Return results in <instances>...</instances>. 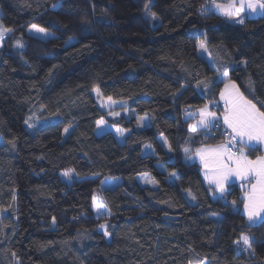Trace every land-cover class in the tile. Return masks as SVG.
<instances>
[{
	"label": "trees",
	"instance_id": "trees-1",
	"mask_svg": "<svg viewBox=\"0 0 264 264\" xmlns=\"http://www.w3.org/2000/svg\"><path fill=\"white\" fill-rule=\"evenodd\" d=\"M208 4L0 0L12 30L0 38V264H264V222L249 227L241 212L248 181L221 197L185 156L228 142L222 126L189 127L205 105L221 113L225 81L264 111V14ZM97 89L127 115L101 109ZM100 119L121 139L97 134ZM104 178L119 183L100 190ZM95 194L107 216H95Z\"/></svg>",
	"mask_w": 264,
	"mask_h": 264
},
{
	"label": "snow or ice",
	"instance_id": "snow-or-ice-1",
	"mask_svg": "<svg viewBox=\"0 0 264 264\" xmlns=\"http://www.w3.org/2000/svg\"><path fill=\"white\" fill-rule=\"evenodd\" d=\"M239 5V6H237ZM55 7V6H54ZM147 8L148 5L146 4ZM212 7L220 14L228 18H238L240 14L247 8L252 13H256L259 9L264 13V0H226V2H218V0H210L206 6L202 5V10H210ZM155 13H151L152 17H155ZM237 24H243V19H236ZM12 31L9 28H5L0 24V38H3L4 34ZM31 34L40 35L42 37H48L51 34L44 27L37 24H31L29 26ZM18 46L23 47L18 42ZM199 48L207 51V41H201ZM219 72L220 70L217 69ZM222 78L228 80V73L223 72ZM205 88L207 84L205 83ZM251 87V83H249ZM99 94V89H97ZM221 100L224 101V112L221 116H218L215 112L209 110L205 105L199 110V120L194 125H189L192 131L202 129L205 131V135L208 136L212 129L219 130L221 127L220 121L223 120L224 134L229 136L227 143L218 144L215 147H201L196 149L195 156H198L205 171V179L208 181L211 187L221 194L223 197L226 192L229 181L235 177L243 181L251 182L255 179V183L252 184L251 191L244 197L243 212L247 217L248 226H257L259 222H264V157H257L255 160H251L244 152V148H254L255 144H264V111L257 108V105L252 100L247 99L243 93L239 91V88L235 82L228 80L225 84V91L220 93ZM111 107L112 97H107ZM215 106V105H213ZM264 106V103H262ZM110 115H120V113H109ZM147 115V114H146ZM138 119V124L140 122ZM27 124L28 121H25ZM105 122L103 119L97 120V127L100 128ZM29 127L32 125L29 124ZM117 132L123 133L124 130L117 128ZM65 133L69 132V129H64ZM237 145L241 147L237 149ZM147 147H151L148 145ZM171 151V148H169ZM190 150L185 149V156L187 160H192L193 155L189 154ZM74 170H66L63 175L68 177ZM147 182L152 183V180ZM93 207L97 210L102 209L103 205L97 203V197L93 196ZM235 203V202H233ZM101 227H104L103 225ZM108 235L107 232L104 233ZM251 238L247 234H241L240 240H242L245 246L251 247ZM239 243V241L237 242Z\"/></svg>",
	"mask_w": 264,
	"mask_h": 264
},
{
	"label": "rangeland",
	"instance_id": "rangeland-1",
	"mask_svg": "<svg viewBox=\"0 0 264 264\" xmlns=\"http://www.w3.org/2000/svg\"><path fill=\"white\" fill-rule=\"evenodd\" d=\"M237 6H239V5H237ZM211 9H213V10L215 11L216 14L220 15V14L214 9V7H212ZM246 12H247V14H248L249 16H251V17H256L257 15H259V14L262 13V12H260L259 9L257 10L256 13H252V12H250V10H248V9L246 8L245 11L242 12L241 14H244V13H246ZM241 14H240V15H241ZM221 16H223V15H221ZM224 17H225V16H224ZM92 94H93V97L95 98L97 104L99 105V107H101V109H103L104 111H106L107 114H109V113H120V114H121V113H124L125 115H127L128 110L125 109V110H123V112H120V110H117V105H116L115 103H112V104H111V107H109L110 102L108 101V99H104V98H102V97L98 94L97 90H93ZM210 107H212V106H210ZM197 114H198V117L200 118V116H199V111H197ZM145 118H146V117H145ZM145 120H146V119H145ZM198 120H199V119H198ZM198 120H197V121H198ZM197 121H195L192 125L196 124ZM146 123H147V121H146L144 124H140V122H139L138 125H145ZM116 129H117V128H114V127L108 126L106 123H104L103 125L100 126V128L97 127L96 133H97V134H102V133H105V132H111V133L114 134L118 139H121V137L123 136V134L120 133V132H117ZM64 135H66L65 132H64ZM62 178H63L65 181L69 182V181H71V179L74 178V176H72V174H70V176L66 177V176H64V175L62 174ZM118 183H119V179H118V178H104V179L101 181L100 185H99V189H100V190H104V189H108V188H113V187H114L115 185H117ZM94 196L97 197V203H100V201H99V196H98L97 194H95ZM92 209H93V212H94V214H95L96 217H99V216H107V211H106V209L104 208V206H103L102 209H100V210H97L96 208L93 207V200H92ZM102 225H103L104 227H101ZM107 225H108L107 222L102 223V224L100 225V229H99V231L103 234L104 239H105L106 241H109V238H110V237H109V234H108V235H105V234H104L105 232H107ZM241 243H242V245H244L243 242H242V240H241Z\"/></svg>",
	"mask_w": 264,
	"mask_h": 264
},
{
	"label": "crops",
	"instance_id": "crops-1",
	"mask_svg": "<svg viewBox=\"0 0 264 264\" xmlns=\"http://www.w3.org/2000/svg\"><path fill=\"white\" fill-rule=\"evenodd\" d=\"M209 2H210V0H209ZM218 2L223 3V2H226V0H218ZM212 10H213V9H212ZM213 11H214V10H213ZM214 12H215V11H214ZM244 14H246L248 17H251V16H249V15L247 14V12L244 13ZM262 14H264V13H261V14H259V15H262ZM259 15H257V16H259ZM227 82H228V81H225V82H224V84H223V86H222V88H221V90H220V92H219V95H218V104H219V106L221 107V113L219 114V116H221V117H222V114H223V112H224V107H225V106H224V101L221 100V98H220V93H221L222 91H225V84H226ZM208 108H209V106H208ZM209 110L212 111L210 108H209ZM212 112H213V111H212ZM198 119H199V117H198ZM198 119H197V120H198ZM197 120H196V121H197ZM221 122H222V124H223V120H222V119H221ZM223 127H224V126H223ZM226 138L229 139V136L227 135ZM225 143H227V142H225ZM222 144H224V143H222ZM215 146H216V145H204V146H202V147H215ZM236 147H237V149H239L241 146H240V145H237ZM200 148H201V147H200ZM250 149H251V148H250ZM252 149H253V148H252ZM254 149H258V150H260L261 154L258 155V156H256V157H249L248 154H247L249 148H248V147H245L243 150H244L245 154L248 156V158L251 159V160H255L257 157H264V144H255ZM194 154H195V153H194ZM194 154H193V159L190 160V162H193V163H196L197 165H199V167H200V173H201V177H202V179H203V182H204L205 185L208 186L211 190L217 192V191L214 189V187H211V186L209 185L208 181L205 179V171H206V169H204L203 165L201 164L199 157H198V156H195ZM244 182H245V181L233 177V178L229 181L228 185H229V184H232V183L241 184V183H244ZM255 182H256L255 179L251 180V182H248V185H247L248 187H247V189H246L245 195H246L248 192L251 191L252 184L255 183ZM217 193H219V192H217ZM245 195H244V197H245ZM243 207H244V202H243V205H242V208H241V212H242L243 216L245 217V219L247 220V217H246V215H244V212H243Z\"/></svg>",
	"mask_w": 264,
	"mask_h": 264
},
{
	"label": "built area",
	"instance_id": "built-area-1",
	"mask_svg": "<svg viewBox=\"0 0 264 264\" xmlns=\"http://www.w3.org/2000/svg\"><path fill=\"white\" fill-rule=\"evenodd\" d=\"M213 112H215V108L214 107H209ZM217 115H218V113L217 112H215ZM219 116V115H218ZM220 124H221V126L223 127V124H222V122L220 121ZM224 128V127H223Z\"/></svg>",
	"mask_w": 264,
	"mask_h": 264
},
{
	"label": "water",
	"instance_id": "water-1",
	"mask_svg": "<svg viewBox=\"0 0 264 264\" xmlns=\"http://www.w3.org/2000/svg\"><path fill=\"white\" fill-rule=\"evenodd\" d=\"M164 218H167V217H164ZM170 219V218H169Z\"/></svg>",
	"mask_w": 264,
	"mask_h": 264
}]
</instances>
